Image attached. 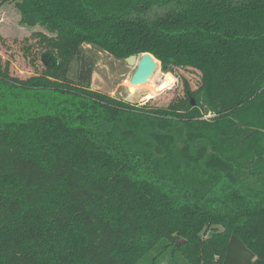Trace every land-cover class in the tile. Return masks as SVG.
<instances>
[{"label":"trees","instance_id":"1","mask_svg":"<svg viewBox=\"0 0 264 264\" xmlns=\"http://www.w3.org/2000/svg\"><path fill=\"white\" fill-rule=\"evenodd\" d=\"M7 1L49 35L0 64V264H264V0ZM85 44L201 84L124 101Z\"/></svg>","mask_w":264,"mask_h":264},{"label":"rangeland","instance_id":"2","mask_svg":"<svg viewBox=\"0 0 264 264\" xmlns=\"http://www.w3.org/2000/svg\"><path fill=\"white\" fill-rule=\"evenodd\" d=\"M20 19L21 14L15 1H7L0 5V64L5 66L9 62L11 74L26 79L36 72L43 71L45 67L43 53L47 47L41 35H49V33L40 25L34 27L23 25ZM84 47L85 51L96 60L92 89L124 101L138 105L148 103L153 106H167L172 100L185 94V79L193 90L201 84L202 76L198 70L178 68L174 74L175 81L168 85L167 73L160 66L150 78L151 81L140 84L141 87L137 88L135 93H131L130 80L136 65H130L125 59H118L107 51L99 50L89 44H85ZM76 68L77 64L74 62L71 76ZM158 85H160L158 90L167 88L160 92L151 89ZM153 93L154 96L150 98Z\"/></svg>","mask_w":264,"mask_h":264},{"label":"water","instance_id":"3","mask_svg":"<svg viewBox=\"0 0 264 264\" xmlns=\"http://www.w3.org/2000/svg\"><path fill=\"white\" fill-rule=\"evenodd\" d=\"M128 64L136 65V70L131 77V85L129 86V91L131 93L136 92V85L146 84L150 78L153 76L154 72L158 67V60L155 56L149 52L142 54H133L125 58ZM193 104L195 105L194 99H192ZM183 241L182 238H179L178 243Z\"/></svg>","mask_w":264,"mask_h":264},{"label":"bare ground","instance_id":"4","mask_svg":"<svg viewBox=\"0 0 264 264\" xmlns=\"http://www.w3.org/2000/svg\"><path fill=\"white\" fill-rule=\"evenodd\" d=\"M159 67H160V62L158 61V67H157V70L159 69ZM155 75V74H154ZM153 75V76H154ZM175 76L172 74V73H167V76H166V82H167V84L168 85H171V84H173V82L175 81ZM151 81V80H150ZM148 83V82H147ZM152 83V82H151ZM97 85V84H96ZM159 86L160 85H158V86H154L153 88H151V89H153V90H155V91H157L158 90V88H159ZM98 87V86H97ZM141 86H139V85H136L135 86V88L137 89V88H140ZM154 94L155 93H153L150 97H152V96H154Z\"/></svg>","mask_w":264,"mask_h":264}]
</instances>
